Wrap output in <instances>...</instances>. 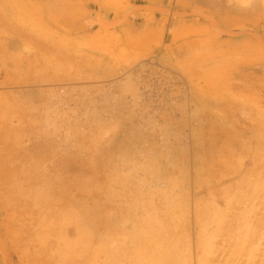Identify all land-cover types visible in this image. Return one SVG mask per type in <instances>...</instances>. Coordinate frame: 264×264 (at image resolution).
Returning a JSON list of instances; mask_svg holds the SVG:
<instances>
[{
  "label": "rangeland",
  "instance_id": "obj_1",
  "mask_svg": "<svg viewBox=\"0 0 264 264\" xmlns=\"http://www.w3.org/2000/svg\"><path fill=\"white\" fill-rule=\"evenodd\" d=\"M32 1L0 0V78L55 87L62 167L0 170V264H264V0H185L205 24L172 60L168 33L79 82Z\"/></svg>",
  "mask_w": 264,
  "mask_h": 264
},
{
  "label": "crops",
  "instance_id": "obj_2",
  "mask_svg": "<svg viewBox=\"0 0 264 264\" xmlns=\"http://www.w3.org/2000/svg\"><path fill=\"white\" fill-rule=\"evenodd\" d=\"M31 4L49 11L52 23L63 27L60 32L87 50L91 66L76 67L70 75L75 82L118 74L127 62L156 52L168 33L171 42L177 43L165 50V57L172 60L185 36L205 24L202 16L192 12L199 6L185 0H34ZM60 58L65 61L58 55L55 60ZM4 72L5 79L0 78V170L61 168V151L47 149L45 141L66 134L61 131L62 115L55 110L58 102L47 98V91L55 87L15 78L19 71L13 65Z\"/></svg>",
  "mask_w": 264,
  "mask_h": 264
},
{
  "label": "bare ground",
  "instance_id": "obj_3",
  "mask_svg": "<svg viewBox=\"0 0 264 264\" xmlns=\"http://www.w3.org/2000/svg\"><path fill=\"white\" fill-rule=\"evenodd\" d=\"M69 58V57H68ZM68 58H66L67 60H69V59H71V57L68 59ZM14 74H16V72L14 73ZM18 74V73H17ZM15 77V76H14ZM16 77H17V75H16ZM29 78V77H28Z\"/></svg>",
  "mask_w": 264,
  "mask_h": 264
}]
</instances>
